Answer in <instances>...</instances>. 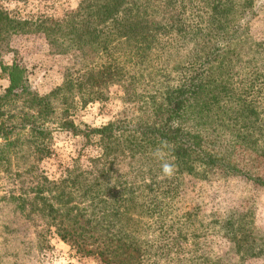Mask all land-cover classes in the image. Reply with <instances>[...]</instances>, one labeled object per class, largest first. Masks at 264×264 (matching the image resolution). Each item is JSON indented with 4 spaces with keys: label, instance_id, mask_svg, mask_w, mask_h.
<instances>
[{
    "label": "rangeland",
    "instance_id": "rangeland-1",
    "mask_svg": "<svg viewBox=\"0 0 264 264\" xmlns=\"http://www.w3.org/2000/svg\"><path fill=\"white\" fill-rule=\"evenodd\" d=\"M127 3L125 8L132 4L162 30L147 65L129 69L130 75L141 76L131 86L138 97L129 101L123 85L110 82L106 101L74 106L70 120L83 131L128 118L137 121L152 111V97L160 99L186 78L205 74L225 92L212 107L208 124L198 125V119L189 116L186 126L199 130L210 150L225 156L236 171L224 175L195 162L185 173L173 168L172 175L165 176L163 166L150 173L143 164L118 165L110 189H124L128 199L133 196L136 215L145 219L113 225L108 234L121 235L110 241L115 249L121 246L127 260L134 256L133 264H264V0ZM79 4L0 0L10 17L29 21H60ZM15 61L27 70L29 86L40 97L89 67L77 51L52 50L44 34L13 35L2 47L0 94L10 85L1 64ZM43 124L49 136L40 139V151L27 141L30 138L24 140L27 132L21 136L19 131L10 141L0 138V264H104L97 256L79 255L57 236L50 212L37 211L44 206L42 199L58 207L61 192L74 200L69 207L78 201L68 183L70 172L85 170L90 158L100 156L97 139L89 143L62 129L55 115Z\"/></svg>",
    "mask_w": 264,
    "mask_h": 264
},
{
    "label": "trees",
    "instance_id": "trees-1",
    "mask_svg": "<svg viewBox=\"0 0 264 264\" xmlns=\"http://www.w3.org/2000/svg\"><path fill=\"white\" fill-rule=\"evenodd\" d=\"M127 1L130 0H80L78 9L60 21L50 18L16 20L0 7V57L4 41L13 35L41 33L49 40L52 50L60 54L77 51L88 63L86 71L69 78L63 86L43 97L31 90L27 70L22 65L16 61L11 66L2 63V72L8 76L10 85L0 94V138L10 141L19 131L21 136L27 132L24 140L30 138L27 141L40 151L43 143L40 139L49 136L43 122L55 115L62 129L75 136L82 135L89 143H95L94 139H97L100 156L90 158L85 170L70 172L68 183L75 190L78 201L69 207L74 200L66 199L65 193L61 192V196H56L59 208L42 199L44 206L37 211L50 212L55 219L57 236L79 255L97 256L104 264H133L136 261L134 256L127 260L121 246L115 249L110 241L121 233L108 232L117 223L122 227L127 222L134 225L145 219L136 215L133 196L128 199L124 189L115 192L110 189L109 180L120 171L118 165L143 164L142 168L149 166L150 173H154L167 163L181 174L196 162L224 175L236 171L225 156L210 150L199 130L186 126L189 116L198 119V125L208 124L212 107L219 103V95L225 92L222 84L208 81L209 76L205 74L186 78L160 99L152 97V111L137 121L128 118L101 129L86 128L83 131L70 120L74 106L106 101V86L110 82L122 84L129 101L135 102L138 97L132 87L141 81V76L130 75L129 69L148 61L159 45L162 30L160 24L149 22L142 11H135L132 4L131 9L127 8ZM126 83L130 85L126 86ZM18 110L19 113H13ZM244 111L248 113V108ZM127 248L133 249V246ZM137 255L141 257V254Z\"/></svg>",
    "mask_w": 264,
    "mask_h": 264
},
{
    "label": "clouds",
    "instance_id": "clouds-1",
    "mask_svg": "<svg viewBox=\"0 0 264 264\" xmlns=\"http://www.w3.org/2000/svg\"><path fill=\"white\" fill-rule=\"evenodd\" d=\"M172 173H173V166L170 165V164L165 163V164L163 165V174H164L165 176H171Z\"/></svg>",
    "mask_w": 264,
    "mask_h": 264
}]
</instances>
